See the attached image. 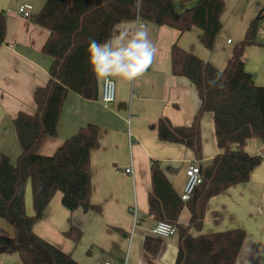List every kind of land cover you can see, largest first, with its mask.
<instances>
[{
  "label": "crops",
  "instance_id": "crops-1",
  "mask_svg": "<svg viewBox=\"0 0 264 264\" xmlns=\"http://www.w3.org/2000/svg\"><path fill=\"white\" fill-rule=\"evenodd\" d=\"M45 2L0 0V12L5 14L7 21L5 42L0 46V154L12 163L18 161L22 152L14 120L20 113L34 114V94L48 82L52 64V59L43 54L49 31L31 19L21 17L18 9L30 5L33 17H36ZM195 2H179L177 10L183 12ZM223 2V28L213 51L202 45L203 33L199 29L181 35L173 28L151 24V37L157 48L153 63L134 81L112 77L117 88L112 104L102 102V78H98L97 100L88 101L75 94L68 96L57 136L47 138L39 153L52 156L81 128L96 125L99 141L91 153V203L100 212L81 209L70 212L63 206L62 194L57 193L35 224L34 232L71 255L77 264H175L178 234L157 238L152 233L158 223L149 213L152 164H160L174 191L181 197L188 167L195 162L207 167L222 151L212 113H205L201 118L202 161H197L185 146L161 141L154 129L164 118L175 127L190 126L200 109L196 86L188 79L172 74V47L178 43L183 50L224 70L234 48L245 39L250 24L262 13L257 44L246 47L243 61L255 84L264 87V0ZM125 24L135 26L133 22ZM244 151L261 157V164L252 172L249 182L233 186L209 200L202 230L192 231V234L196 237L243 230L247 238L236 264H264V140H248ZM25 202L27 214L33 216L30 183ZM190 217L185 207L179 223L188 225ZM72 229L82 234L78 244L66 237ZM147 238L161 242L157 256L144 249ZM18 259L16 254L0 255V264H19Z\"/></svg>",
  "mask_w": 264,
  "mask_h": 264
},
{
  "label": "trees",
  "instance_id": "trees-1",
  "mask_svg": "<svg viewBox=\"0 0 264 264\" xmlns=\"http://www.w3.org/2000/svg\"><path fill=\"white\" fill-rule=\"evenodd\" d=\"M179 2L188 0H143L140 22L170 27L181 35L199 29L203 33L202 45L213 51L223 28V0H196L183 12L177 10ZM30 19L49 31L43 54L52 59V64L48 82L34 94V114L20 113L14 120L22 149L18 161L12 163L0 154V218L14 228V237L0 234V255L17 253L22 264H77L71 255L39 237L34 226L57 193L62 194L63 206L70 212L80 209L100 212L91 203V153L98 146L99 129L93 124L81 128L52 156L42 155L39 150L47 138L57 136L61 113L70 94L88 101L98 99L99 82L89 63V42L103 44L115 25L135 22V0H46L41 13ZM262 20L261 13L250 24L245 39L236 45L224 70L183 50L178 43L172 47V74L196 86L200 109L190 126L175 127L164 118L154 129L161 141L185 146L197 161H202L201 118L212 113L222 151L211 165L201 167L203 183L187 202L174 191L160 164H152L149 213L155 221L176 227L179 244L175 264H236L246 241L243 230L196 237L192 231L202 230L211 198L249 182L262 162L261 157L246 153L244 145L251 139L264 140V87L255 84L243 61L246 47L257 44ZM6 31V16L0 12V46L5 42ZM217 75L221 79L211 86L209 81ZM28 183L33 216L26 211ZM185 207L191 215L188 225L179 223ZM81 236L77 229L66 233L75 244ZM144 249L157 256L161 242L147 238Z\"/></svg>",
  "mask_w": 264,
  "mask_h": 264
},
{
  "label": "clouds",
  "instance_id": "clouds-1",
  "mask_svg": "<svg viewBox=\"0 0 264 264\" xmlns=\"http://www.w3.org/2000/svg\"><path fill=\"white\" fill-rule=\"evenodd\" d=\"M136 20L134 27L125 23L114 26L113 32L103 44L91 40L88 46L89 63L98 78H102L106 87H114L112 77L134 81L143 76L157 53L151 37V24L140 22L143 0H135ZM221 77L217 75L209 81L216 86ZM223 87V85H220ZM164 226L161 225V229ZM159 230V229H158Z\"/></svg>",
  "mask_w": 264,
  "mask_h": 264
},
{
  "label": "built area",
  "instance_id": "built-area-1",
  "mask_svg": "<svg viewBox=\"0 0 264 264\" xmlns=\"http://www.w3.org/2000/svg\"><path fill=\"white\" fill-rule=\"evenodd\" d=\"M18 14L25 18L30 19L33 16V7L30 5H23L18 9ZM117 88L114 82V87L108 86L106 87L104 82L102 83V102L106 105L112 104L116 99ZM202 168L201 166L195 162L192 163L188 169L186 170V186L184 188V192L181 196V200L183 202H187L192 197L195 189L203 183L202 178ZM127 173H130V170H127ZM161 225L164 226L161 229ZM159 229V230H158ZM153 235L158 238H168L174 235H177V229L172 224L166 222H158L153 229ZM104 264H112L110 262H106Z\"/></svg>",
  "mask_w": 264,
  "mask_h": 264
},
{
  "label": "rangeland",
  "instance_id": "rangeland-1",
  "mask_svg": "<svg viewBox=\"0 0 264 264\" xmlns=\"http://www.w3.org/2000/svg\"><path fill=\"white\" fill-rule=\"evenodd\" d=\"M0 234L6 237H14V228L5 220L0 218ZM16 256H18L19 264H21L20 256L15 253Z\"/></svg>",
  "mask_w": 264,
  "mask_h": 264
}]
</instances>
